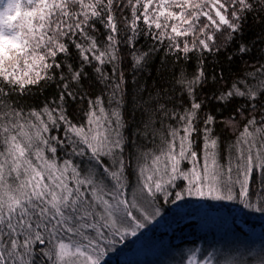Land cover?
I'll return each instance as SVG.
<instances>
[{
  "label": "snow or ice",
  "instance_id": "1",
  "mask_svg": "<svg viewBox=\"0 0 264 264\" xmlns=\"http://www.w3.org/2000/svg\"><path fill=\"white\" fill-rule=\"evenodd\" d=\"M185 198L264 215V0H0V264H107Z\"/></svg>",
  "mask_w": 264,
  "mask_h": 264
},
{
  "label": "rangeland",
  "instance_id": "2",
  "mask_svg": "<svg viewBox=\"0 0 264 264\" xmlns=\"http://www.w3.org/2000/svg\"><path fill=\"white\" fill-rule=\"evenodd\" d=\"M209 204H212L213 207L212 210H208L207 206ZM229 207L231 208L233 204L228 203ZM214 206L219 207L218 210L214 209ZM233 208V207H232ZM234 216L237 217V222L245 229L250 230L247 234H243L241 231H239L235 225L232 222H228L227 218L225 216V211L220 207V202L216 201H201L197 200L195 198H185L184 201H178L177 204L173 205L171 203L169 204H163L161 205V216L157 218V221H154L151 225H148L146 229L141 230V233H138L137 237L129 238L125 244H118L117 248L118 250H122L125 252L136 253L137 255H140L139 259L137 260L141 262L143 259V255L141 254L142 250L149 247L150 250L152 249V245L154 244V241L156 237H151V229H164L168 227H164V225H167V219H171L172 222H177L179 220H182L185 218V220L190 218H200V226L204 225V231L205 233L203 235H200L198 238V241L202 242V244H199L203 247H207L209 244H216L217 246L222 245L223 243L239 240V241H245L247 240L253 241L255 246H259L262 242H264V231H260L258 228L251 230L250 225L247 222H244L241 220L239 215L236 213V211H231ZM252 220V217L250 218ZM256 219V218H254ZM167 221V222H166ZM255 221H261L264 223V215H261L257 218ZM199 226V230H200ZM156 232H152V235ZM203 233V232H201ZM175 235V241L178 244H181L179 242V235ZM198 241H195L198 244ZM187 245V246H191ZM133 247V248H132ZM185 247L184 244L178 248ZM168 249V251L165 253V257L163 252L160 251L157 254H155L152 258V261L154 263H160L162 264L165 260H167L164 264H175V261L173 260V256H177L176 252L177 249ZM211 250V249H209ZM114 253V251H113ZM112 253V254H113ZM178 253V252H177ZM109 255L105 258H110ZM179 255V253H178ZM164 257V259H163Z\"/></svg>",
  "mask_w": 264,
  "mask_h": 264
},
{
  "label": "trees",
  "instance_id": "3",
  "mask_svg": "<svg viewBox=\"0 0 264 264\" xmlns=\"http://www.w3.org/2000/svg\"><path fill=\"white\" fill-rule=\"evenodd\" d=\"M256 31H258V29L250 30L247 38L251 39ZM240 67H241V64L237 62L233 66V69L238 70ZM229 111H231V108H229L228 110H225L223 115L227 116L229 114ZM224 135L226 138H229L232 136V133L225 132ZM212 207H213L212 204H209L207 206L208 210H212L211 209ZM220 207L225 211V216L227 218V221L232 222L235 225V227L239 231H241L243 234H247L248 232H250V230L243 228L237 222V217L233 215V213L231 212L232 210L236 211V213L239 215L241 220H243L244 222H247L250 225L251 230L253 229L257 230L258 228L260 231H264V223L261 221H255L262 214L248 212L247 210L241 209L236 204H233L232 206L233 208L232 207L230 208L228 203L226 202H220ZM218 208L219 207L214 206L215 210H218ZM251 217H252V220L250 219ZM167 221H166L167 225H164V227H168V228L151 229L150 231L151 237L152 238L156 237V239L154 241V244L151 247L152 248L151 250L149 247L142 250L141 254L143 255V259L141 260V262L137 261V260H140L139 259L140 255H137L136 253H134V251H132V253H129L128 251L125 252L122 250H118L117 248L118 244H117L115 246L114 253L111 252V254L113 253L112 256L110 255L109 256L110 258H107L106 260L107 264H160V263H154L152 261V258L155 254H157L160 251H164L163 254L165 257V253L168 251V249L174 248L175 250L176 248L182 246L183 244L184 246L190 245L193 242L198 241V238L200 237V235H203L205 233L204 231L205 226L204 225L200 226V218H190L187 220H185L184 218L177 222H172L171 219H167ZM199 226H200V230H199ZM152 232H156V233L152 235ZM177 233L181 235L178 238L181 244H178L175 241L176 238L174 234H177ZM198 244H202V242L198 241ZM176 254L178 257L177 252ZM166 262L167 260H165L162 264Z\"/></svg>",
  "mask_w": 264,
  "mask_h": 264
}]
</instances>
